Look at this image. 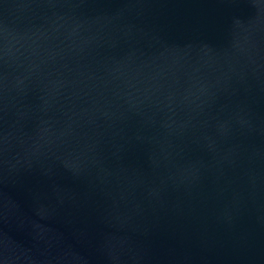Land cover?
Returning <instances> with one entry per match:
<instances>
[{
	"label": "water",
	"instance_id": "water-1",
	"mask_svg": "<svg viewBox=\"0 0 264 264\" xmlns=\"http://www.w3.org/2000/svg\"><path fill=\"white\" fill-rule=\"evenodd\" d=\"M0 264H264V0H0Z\"/></svg>",
	"mask_w": 264,
	"mask_h": 264
}]
</instances>
